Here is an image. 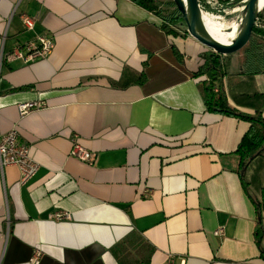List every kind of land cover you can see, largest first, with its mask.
<instances>
[{"label": "crops", "instance_id": "obj_1", "mask_svg": "<svg viewBox=\"0 0 264 264\" xmlns=\"http://www.w3.org/2000/svg\"><path fill=\"white\" fill-rule=\"evenodd\" d=\"M42 33L46 58L0 60V134L16 128L38 164L24 184L0 172V264H264V161L241 168L249 123L206 110L203 46L131 0H0V56ZM238 55L223 84L252 114L264 75L239 74ZM32 101L46 106L19 115ZM73 134L89 162L70 155Z\"/></svg>", "mask_w": 264, "mask_h": 264}, {"label": "trees", "instance_id": "obj_2", "mask_svg": "<svg viewBox=\"0 0 264 264\" xmlns=\"http://www.w3.org/2000/svg\"><path fill=\"white\" fill-rule=\"evenodd\" d=\"M140 8L152 13L161 20V27L167 33L174 37L187 36L184 29L183 34L178 29L183 25V19L179 11L175 8L172 1L167 2L171 9L165 12L161 5L162 0H131ZM201 9L208 12L223 13L235 6H242V0H216V7L211 6L207 0H198ZM243 62L239 74L245 77H254L264 75V9L257 17L253 28L251 38L247 46L242 50ZM176 57L180 60V53L175 50ZM229 55H219L211 50L204 52L201 65L195 72V76L203 77L199 83L203 91V103L209 112H220L224 115L236 117L247 121L249 127L242 136L236 153L239 156L241 168L250 162L251 159L259 157L264 161V116L262 115V104L255 101L262 100L264 104V94L253 92L247 95L245 104L252 105L254 112L252 114L243 112L228 102L227 93L223 84V77L227 74V64ZM142 77V76H140ZM214 88L217 90L214 91ZM243 180V178H241ZM243 186L246 183L242 181ZM256 210L259 216H264V187L260 189L259 199L256 203ZM264 236L260 223L255 230V237L261 239Z\"/></svg>", "mask_w": 264, "mask_h": 264}, {"label": "built area", "instance_id": "obj_3", "mask_svg": "<svg viewBox=\"0 0 264 264\" xmlns=\"http://www.w3.org/2000/svg\"><path fill=\"white\" fill-rule=\"evenodd\" d=\"M23 25L27 31H32L35 25V19L26 15L21 16ZM53 49L52 37L48 34H38L25 44L14 48L7 54H1L6 61L22 60L24 63L32 62L38 59L46 58ZM217 89L214 88V91ZM46 104L43 101H32L20 103L17 106L19 115L23 116L31 111L45 108ZM70 155L83 161L89 162L92 158L91 152L78 143L77 135L71 137ZM7 166H17L19 169V183L24 184L30 180L38 170V164L35 162L29 153V147L19 140V133L16 128H11L7 132L0 134V172ZM51 218L55 221L69 220L70 214L65 211H55L51 214ZM221 230H216L219 234ZM38 253L33 256L36 260ZM173 263V256H169L166 264Z\"/></svg>", "mask_w": 264, "mask_h": 264}, {"label": "water", "instance_id": "obj_4", "mask_svg": "<svg viewBox=\"0 0 264 264\" xmlns=\"http://www.w3.org/2000/svg\"><path fill=\"white\" fill-rule=\"evenodd\" d=\"M172 2L182 16L187 34L199 44L219 55H232L242 51L247 46L258 14L264 9L260 5V0H245L237 17L241 19L240 30L231 42L224 43L211 36L204 27L201 19L203 10L198 0H172Z\"/></svg>", "mask_w": 264, "mask_h": 264}, {"label": "rangeland", "instance_id": "obj_5", "mask_svg": "<svg viewBox=\"0 0 264 264\" xmlns=\"http://www.w3.org/2000/svg\"><path fill=\"white\" fill-rule=\"evenodd\" d=\"M170 1H172V0H162V3L163 4L161 5V7H162V9L165 12H168L171 9V6L170 5H166V3L167 2H170ZM207 1L211 3V6L216 7V0H207ZM242 2L244 3L245 0H242ZM241 7L242 6H235L234 8L228 9V10H226L223 13H217L215 11L208 12V11H205L203 9L202 10H203V12H205L208 15H210L211 17H213L217 22L219 21L223 25L224 28L228 29L229 27H231L232 23L234 21H236V19L238 17V13H239ZM184 29L186 30L185 24L181 25V27L178 29V32L183 33V30ZM206 51H209V49L207 47L203 46V49L201 50V52L199 54V58L196 57V59L199 60V62L201 60L202 55ZM239 52H236L235 54L229 55V60L232 57L235 58V56H237L238 54H239L238 56L240 57V55L243 54V52L242 51H239ZM229 60H228V62H229ZM200 87H202L201 84H200Z\"/></svg>", "mask_w": 264, "mask_h": 264}, {"label": "bare ground", "instance_id": "obj_6", "mask_svg": "<svg viewBox=\"0 0 264 264\" xmlns=\"http://www.w3.org/2000/svg\"><path fill=\"white\" fill-rule=\"evenodd\" d=\"M260 5L264 7V0H260ZM201 19L204 27L211 34V36L224 43L231 42L241 27L240 17L237 18L228 29L224 28L219 21L217 22L213 17L205 12H202Z\"/></svg>", "mask_w": 264, "mask_h": 264}]
</instances>
